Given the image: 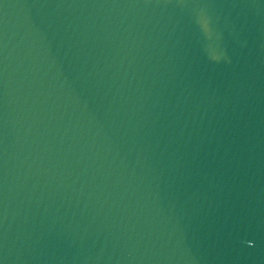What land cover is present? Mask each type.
Here are the masks:
<instances>
[{"label": "water", "instance_id": "obj_1", "mask_svg": "<svg viewBox=\"0 0 264 264\" xmlns=\"http://www.w3.org/2000/svg\"><path fill=\"white\" fill-rule=\"evenodd\" d=\"M0 264H264V0H0Z\"/></svg>", "mask_w": 264, "mask_h": 264}]
</instances>
